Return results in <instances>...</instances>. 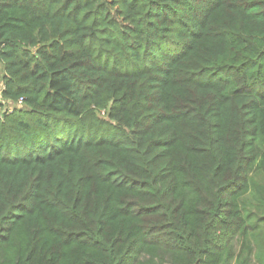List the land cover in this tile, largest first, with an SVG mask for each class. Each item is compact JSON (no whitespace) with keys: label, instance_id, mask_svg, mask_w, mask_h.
I'll list each match as a JSON object with an SVG mask.
<instances>
[{"label":"trees","instance_id":"trees-1","mask_svg":"<svg viewBox=\"0 0 264 264\" xmlns=\"http://www.w3.org/2000/svg\"><path fill=\"white\" fill-rule=\"evenodd\" d=\"M1 82L0 264H264V0H0Z\"/></svg>","mask_w":264,"mask_h":264},{"label":"rangeland","instance_id":"rangeland-1","mask_svg":"<svg viewBox=\"0 0 264 264\" xmlns=\"http://www.w3.org/2000/svg\"><path fill=\"white\" fill-rule=\"evenodd\" d=\"M1 90H2V82L0 83V92H1ZM0 101L2 102V109L4 110V109H12V108H14V107H17V108H19V107H23V105H21L20 103H18V104H10V103H8V102H4V101H2V99L0 98ZM257 180L260 182V181H262V179L260 178V177H258L257 178Z\"/></svg>","mask_w":264,"mask_h":264},{"label":"built area","instance_id":"built-area-1","mask_svg":"<svg viewBox=\"0 0 264 264\" xmlns=\"http://www.w3.org/2000/svg\"><path fill=\"white\" fill-rule=\"evenodd\" d=\"M19 103H21V100H19Z\"/></svg>","mask_w":264,"mask_h":264}]
</instances>
